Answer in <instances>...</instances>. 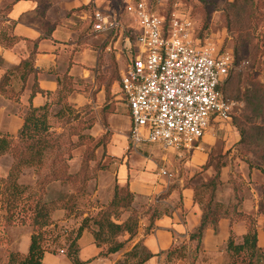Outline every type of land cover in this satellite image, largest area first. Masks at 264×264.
I'll return each mask as SVG.
<instances>
[{"label": "crops", "instance_id": "1", "mask_svg": "<svg viewBox=\"0 0 264 264\" xmlns=\"http://www.w3.org/2000/svg\"><path fill=\"white\" fill-rule=\"evenodd\" d=\"M137 1L140 0H0V82L8 77L6 92H0V133L16 137L24 124L27 109L31 105L42 107L51 101L65 77L72 80L74 88L69 103L75 108L89 106L98 112L106 102V86L113 62L125 68L131 48L136 49V36L141 29L136 17L127 13L126 8ZM143 1L154 10L151 0ZM95 10L116 16L120 28L113 34L95 31L91 20ZM6 35L17 38L11 47L5 46L3 39ZM26 60H32L34 72L27 80H23L22 72L17 69ZM35 85L42 92L33 96ZM49 93L51 97H48ZM109 117L112 135L103 160L108 168L89 182L87 194L79 200L75 216L67 218L64 210H57L53 220L58 224L78 228L83 219L98 211L95 203L107 205L112 200L116 186L120 189L129 188L136 197L133 204L135 208L141 204L150 206L158 203L168 207L169 214L157 219L148 233L149 221L143 215L137 235L127 242L121 252L108 257H98L100 250L94 244L93 235L85 230L78 240L80 258L87 255L81 261L91 264L114 257V264L135 245L142 243L154 255L147 264H167V255L172 248L178 245H187L189 251L196 248V243L190 241V234L199 225L202 211L194 201V185L197 182L192 178L202 172L207 164L214 139L208 137V130L200 147L190 152L165 149L158 143H143L137 148H131L129 110L123 119H117L116 114ZM99 126L100 122L89 131L97 138L100 136L96 132ZM239 139L235 133L232 143H238ZM82 151L79 149L75 152L69 161L70 174L79 172ZM100 152L103 154L102 149L97 150V154ZM12 164V155L6 154L0 158L1 179L8 176ZM162 170L166 174H162ZM213 173L212 167L205 172L209 174V179ZM248 174L250 176L251 173ZM251 175L253 180H257V186L264 183L260 175ZM38 180L35 169L27 168L21 173L19 184L37 189ZM228 180L229 168L224 166L220 181L221 185L228 186L230 192ZM69 192L68 185L55 182L48 186L45 198L50 200L54 194ZM260 198L261 192L256 191L253 197L244 199L243 210L249 214L257 213ZM127 217L128 214L124 219ZM9 229L14 234L13 241L9 242L10 250L26 255L31 244L32 228L17 225ZM246 231L244 223L231 224L229 219H223L217 229L209 228L206 231L199 248V257L197 260L192 258L194 263L187 257L177 264H207L204 258L214 257L219 251L224 255V247L232 234L242 238ZM23 233L30 242L27 252L18 248L20 234ZM259 245L264 248L261 226Z\"/></svg>", "mask_w": 264, "mask_h": 264}, {"label": "trees", "instance_id": "2", "mask_svg": "<svg viewBox=\"0 0 264 264\" xmlns=\"http://www.w3.org/2000/svg\"><path fill=\"white\" fill-rule=\"evenodd\" d=\"M197 1L207 17H210L213 12H222L226 29L230 34L227 43L232 41L234 44L232 55L233 57L235 55L236 62L245 64V59L242 57L245 55L244 46L251 43L256 45L258 35L255 33L264 18V15L260 13V9L264 7V0ZM262 38L264 37L262 36ZM3 41L6 47H11L17 38L6 35ZM220 53H224V51ZM116 65L113 62L106 86V102L98 112L89 106L75 108L69 103V96L73 93L74 88L72 80L65 77L51 101L49 100L42 107L31 105L27 109L24 114V124L16 137L0 133V158L6 154L13 157V164L8 176L0 178L1 218L7 226L18 224L29 225L32 228L28 253L22 255L19 252L11 251L9 264H43L47 253L45 247L47 237L56 235L54 238L56 241L62 231L63 234H69L67 238L69 243L68 259L72 264L87 263L80 260L78 245V240L85 230H89L93 235L94 244L100 250L98 257H108L121 252L127 242L137 235L142 213L133 208L135 194L129 188L120 189L118 186L115 187L112 200L107 205L96 203L98 211L83 219L78 228L68 230L70 227L58 224L53 220V214L57 210H64L67 218L77 214L79 200L87 194L89 182L96 179L97 172L102 168L95 154L101 146L106 153V146L110 142L111 136L106 140V136L109 134L106 133L107 135L97 142L94 137L86 134V131L92 129L98 120L107 128L109 116L114 114L109 86L112 83V74ZM17 70L22 72L23 80H27L28 76L34 72L32 60L24 61ZM249 72L250 70L246 75L250 82H255L253 81V71ZM7 79L8 77H4L0 82V92H6ZM223 82L218 87L220 91ZM258 85L264 87L262 83H258ZM38 92L42 91L35 85L33 96ZM258 94L256 90H253L248 101L256 99L258 101L256 107L261 109L264 106V96L259 97ZM48 97H51L50 93ZM55 108L59 109L56 111ZM52 118L63 122L62 132L53 128ZM80 147H84L85 152L79 172L73 175L69 173V161L73 157V151ZM92 162H95L94 167L91 166ZM224 166L219 163L213 166L209 156L203 170L212 167L215 171L214 178L208 183L194 185V201L201 208L202 218L199 225L190 234V241L196 243L195 251H199L206 231L209 228L217 229L221 220L229 219L231 224L244 222L247 231L241 240L237 241L236 236L232 234L227 241L226 251L230 264H263L264 249L259 245L260 225L257 218L253 214L246 213L241 208L240 201L228 205L215 202L218 180ZM27 168H34L39 176L37 190L19 184L20 175ZM262 172L264 174V169ZM199 176V173L195 174L192 180L197 182ZM55 182L68 185L70 192L62 194L56 199H45L48 186ZM261 189L257 214L264 217V183L261 185ZM126 214L128 217L124 219ZM167 214H169V208L164 205L157 203L148 206L144 213L149 221L146 232L153 229L157 219ZM261 229L264 233V222ZM126 236L127 238L124 239ZM153 256L142 243H138L124 255L122 261L120 260L116 264H147ZM173 257L180 261L185 260L187 255L182 252V248L178 250L174 247L168 252L167 264H170Z\"/></svg>", "mask_w": 264, "mask_h": 264}, {"label": "built area", "instance_id": "3", "mask_svg": "<svg viewBox=\"0 0 264 264\" xmlns=\"http://www.w3.org/2000/svg\"><path fill=\"white\" fill-rule=\"evenodd\" d=\"M126 12L141 29L120 81L131 121V148L143 143L177 151L199 148L212 123L228 120L232 111L218 87L234 67L233 55L199 43L189 15L173 12L167 19L143 0L130 3ZM91 20L100 33L120 28L116 16L99 10Z\"/></svg>", "mask_w": 264, "mask_h": 264}, {"label": "rangeland", "instance_id": "4", "mask_svg": "<svg viewBox=\"0 0 264 264\" xmlns=\"http://www.w3.org/2000/svg\"><path fill=\"white\" fill-rule=\"evenodd\" d=\"M151 1L153 2L152 6L154 10L165 16L167 19L173 12L183 15L186 14L194 19L197 25L195 36L198 42L202 45L213 48L215 53L222 51L230 52L231 54L234 53L233 42L229 41V43H227V39L230 38V34L226 29L225 18L222 16L221 11L213 12L210 17H207L203 13L202 9H200L201 7L197 0ZM260 13L264 15V7L260 9ZM256 34L258 35V40L256 41L257 47L253 43L244 46L245 55H242V57L245 59V64L242 62H236L234 55V67L228 78L221 85V92L223 93L224 97L232 104V111L230 113L229 119L222 122H213L207 133L209 138L214 139V146L209 155L212 165L214 166L215 164L219 163L224 164L229 168L228 184L231 190L229 192L227 185H221V181L219 179L217 191L215 193V202L228 205L235 204L237 201H240L242 209L244 199L253 197V195L256 194V191L262 192L261 186H257L258 182L257 180L252 179L251 174L256 173L264 179V174L262 172L264 169V106L261 109H258V107H256L258 105V101L256 99L253 101H248L249 96L253 94V90H256L257 94L259 92V97L264 96V87L258 85V83L264 84V38H262V36L264 37V18L260 23L259 29L255 35ZM123 68L124 66L122 65H116V68L112 74V83L109 86V95L112 99L114 114L117 115V119H123L125 115H128L127 103L124 99L120 85L121 71ZM249 70V73H252L253 71V81L255 82H250V79L246 75ZM58 109L59 108H55L56 111ZM98 122L100 121L98 120L94 124L93 128ZM121 122L122 127L123 120H121ZM51 124L53 128L57 129L58 132L63 131L62 128L64 124L61 120L52 118ZM100 124L103 127L104 132L101 131L102 127L99 126L96 130V132L100 135L98 138L89 132L91 129L86 131V134L94 137L97 142L106 136V133H109L108 136H106V140L112 135L111 131L109 130V121L107 128H105L101 122ZM235 133L239 135L240 141L233 144L232 142L234 141ZM74 140H77V138H74ZM79 149H83L81 155L82 162V156L85 152L84 147L74 150L72 156L75 152L79 151ZM98 149L103 150V147L101 146ZM95 155L101 164L100 167H102L101 170H99L96 174L97 178L99 172L107 169L108 165L103 164V160L106 156L104 150L103 154L102 152L97 154L96 151ZM94 165L95 162H92L91 166L94 167ZM205 172L206 170H203L199 173L200 176L197 178L198 185H201V183L210 182L215 176L214 171L213 176L209 179V174H205ZM249 172L251 173L250 176L248 174ZM31 189L37 190L38 188ZM60 195L62 194H54L52 196L54 198L52 199H56ZM133 208L142 213L143 216L147 211L148 205L141 204L138 208H135L134 206ZM253 215L257 218V221L261 226L264 222V217L257 213H254ZM17 225L18 224L12 226ZM10 227L11 226L5 225L0 215V264H9V253L12 251L9 248V242L13 241L12 238L14 237L13 232L9 229ZM68 230H72V228L70 227ZM59 235L60 236L58 239H56V241H54L56 235L47 237L45 247L48 254L45 255L43 264H72V262L68 259L69 243L67 238L69 234H63L62 231L59 233ZM20 236L21 241L18 248H21V250L27 252L30 242L24 233L23 235L20 234ZM236 239L237 241L241 240V238H238L237 236ZM181 248L182 252L186 253L187 257L190 258L192 263H194L192 258H196L197 260L199 257V251H195V249H190L189 251V247L187 245H178L175 247V249L178 250H181ZM224 248V255L221 251H219L214 257L204 258V262L207 264H230L226 247ZM62 250L65 251L64 254L61 253ZM86 256L87 255L84 254L81 258L79 256V258L82 260L85 259ZM113 259L114 257L109 259L103 258L91 264H113ZM123 259L124 257L121 259V261ZM177 263L178 261L175 259V257H173L170 261V264Z\"/></svg>", "mask_w": 264, "mask_h": 264}]
</instances>
